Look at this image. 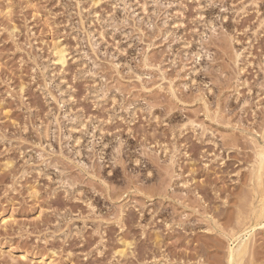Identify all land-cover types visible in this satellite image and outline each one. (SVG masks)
Instances as JSON below:
<instances>
[{
    "label": "rangeland",
    "instance_id": "rangeland-1",
    "mask_svg": "<svg viewBox=\"0 0 264 264\" xmlns=\"http://www.w3.org/2000/svg\"><path fill=\"white\" fill-rule=\"evenodd\" d=\"M263 159L264 0H0V264H264Z\"/></svg>",
    "mask_w": 264,
    "mask_h": 264
},
{
    "label": "bare ground",
    "instance_id": "bare-ground-1",
    "mask_svg": "<svg viewBox=\"0 0 264 264\" xmlns=\"http://www.w3.org/2000/svg\"><path fill=\"white\" fill-rule=\"evenodd\" d=\"M57 54V61L60 62V63H64V50L63 49H58V51L55 52ZM264 160V159H263ZM261 215L264 219V207L263 209L261 210ZM263 221V220H262ZM254 227V226H253ZM246 231V230H245ZM251 231V230H250ZM239 238V237H238ZM243 239V238H242ZM246 239L242 240L241 242L238 243L236 249L232 250V252H230V260L234 259V257H237V256H240L243 254L245 248H246ZM229 258V257H228ZM229 264V263H228ZM237 264V263H236Z\"/></svg>",
    "mask_w": 264,
    "mask_h": 264
}]
</instances>
